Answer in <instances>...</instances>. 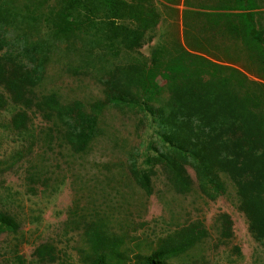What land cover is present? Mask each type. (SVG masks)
<instances>
[{
	"label": "trees",
	"instance_id": "obj_1",
	"mask_svg": "<svg viewBox=\"0 0 264 264\" xmlns=\"http://www.w3.org/2000/svg\"><path fill=\"white\" fill-rule=\"evenodd\" d=\"M186 6L205 11L199 16L216 40L214 48L219 39L240 44L264 78L257 0H186ZM160 21L154 0H0V114L12 113L7 128L22 144L0 174L25 166L26 188L34 197L59 187L60 176L64 182L75 177L71 164L106 137L101 127L106 110L142 113L152 134L127 149L121 165L145 196L152 197L158 177L175 194L190 195L195 182L189 169L209 200L227 196L231 186L238 211L264 250V84L180 44H159L149 59L134 57ZM123 55L133 59L120 65ZM53 62H63L72 77L102 71L97 82L104 99L88 109L80 100L63 102L56 91L42 92ZM37 116L47 124L38 135L33 132ZM40 145L43 153L36 151ZM73 222L88 249L71 264L133 263L125 235L111 228L106 214L81 210ZM22 223L0 209V235L18 234ZM214 228L219 245L233 242L230 215H219ZM208 240L210 230L196 221L161 238L150 255H136L134 264H168ZM34 257L35 264L60 260L50 243L37 247Z\"/></svg>",
	"mask_w": 264,
	"mask_h": 264
},
{
	"label": "rangeland",
	"instance_id": "obj_2",
	"mask_svg": "<svg viewBox=\"0 0 264 264\" xmlns=\"http://www.w3.org/2000/svg\"><path fill=\"white\" fill-rule=\"evenodd\" d=\"M154 3L161 15L160 24L134 57L149 59L159 44H180L214 63L238 69L253 82L264 84L258 67L249 60L247 51L240 44L219 39L214 48L216 40L205 30L203 18L199 16L205 11L187 7L186 0H154ZM257 3L256 21L264 30V0H257ZM130 58L133 59V55H123L118 63L126 65ZM62 63L51 64L42 92L56 91L63 102L80 100L88 109L104 99L102 86L97 82L102 71L97 69L82 77H72ZM167 97L163 95L162 101ZM11 114H0V162L5 163L0 166L2 170L22 146L7 128ZM145 121L142 113L127 109L106 110L101 119L106 137L97 142L90 155L71 164L75 177L71 174V180L64 182V176H60L59 187L41 191L38 196L28 193L22 164L0 174V209L11 211L23 222L18 234L0 235V264H21L19 258L23 264H35V249L46 243L57 247L58 264L79 262L88 249L82 232L74 228L73 221L81 210L89 215L99 210L110 218L111 228L126 237L124 248L132 264L136 262V255L153 253L161 238L196 221L205 223L211 240L168 264H264V250L254 241L246 218L238 211L231 186L227 196L209 200L200 193L196 175L189 169L195 187L188 196L175 194L163 177L154 178L151 198L140 190L121 162L126 159L127 149L138 148L151 136L152 130ZM46 127L40 117H35L33 132L38 135ZM41 146L36 150L38 153L45 151ZM48 157L53 158L49 153ZM221 214L230 215L234 223V240L227 245L217 243L219 237L214 228ZM235 248L241 253L237 254Z\"/></svg>",
	"mask_w": 264,
	"mask_h": 264
}]
</instances>
